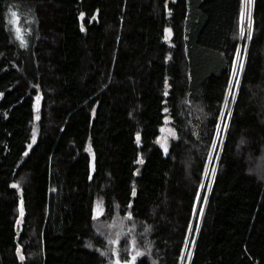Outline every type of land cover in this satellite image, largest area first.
<instances>
[{
	"label": "trees",
	"instance_id": "obj_1",
	"mask_svg": "<svg viewBox=\"0 0 264 264\" xmlns=\"http://www.w3.org/2000/svg\"><path fill=\"white\" fill-rule=\"evenodd\" d=\"M192 248L190 264H264V0H0V264Z\"/></svg>",
	"mask_w": 264,
	"mask_h": 264
},
{
	"label": "snow or ice",
	"instance_id": "obj_2",
	"mask_svg": "<svg viewBox=\"0 0 264 264\" xmlns=\"http://www.w3.org/2000/svg\"><path fill=\"white\" fill-rule=\"evenodd\" d=\"M253 3V0H244V4L245 6L247 5H250ZM16 14L13 13V16H15ZM244 20H245V12L242 11L241 12V20H240V35H241V38H247L248 40H251V31H252V26H253V20H252V17L251 15H248L247 16V28H248V33L245 37V27H244ZM13 23H17V21H13ZM17 31H19V28H17ZM246 59H247V50L245 49L244 51V55L243 57L241 56V52L239 49L236 50V53H235V61L233 63V66H232V80L229 82L228 84V87H227V95L232 97V103H235L236 102V96L238 95L239 93V90H240V77L243 75L244 73V70H245V62H246ZM228 104H229V101L228 99L226 98L225 101H224V107L225 109L228 108ZM39 111V98H37V112ZM231 117V112L228 113V118L230 119ZM37 119H39V116H37ZM225 119L224 115L222 114L221 115V121H223ZM223 131L224 132H227V125L224 126L223 128ZM139 138V137H138ZM217 138L219 139V133L217 134ZM216 149V145L214 144L213 145V150L215 151ZM165 152H167V149L165 148ZM27 153H25L26 155ZM218 159V157H217ZM138 163H143V160H139ZM209 163H211V160H209ZM206 175H208V173L206 172L205 173ZM211 175L214 177L215 176V170H213L211 172ZM14 187H18L17 185H14ZM203 187V186H201ZM210 187V185H209ZM135 194V193H133ZM196 200L197 202L199 203L200 202V197L199 195H197L196 197ZM206 200L204 201V203L206 204ZM21 216H23V201H21ZM98 215H102V213H99L98 212ZM201 217L203 215V212L201 211L200 214H199ZM129 219H131V215H129ZM192 230L189 229V232H191ZM198 232V229L196 230ZM113 243H119L118 240H115V241H112ZM135 244V242H133V245ZM138 255H143V253H139L137 252L136 255L133 256L132 258V261L129 262V261H125V264H135L136 262V258ZM21 259L23 260L24 257L21 256ZM116 264H120V261L117 260Z\"/></svg>",
	"mask_w": 264,
	"mask_h": 264
},
{
	"label": "rangeland",
	"instance_id": "obj_3",
	"mask_svg": "<svg viewBox=\"0 0 264 264\" xmlns=\"http://www.w3.org/2000/svg\"><path fill=\"white\" fill-rule=\"evenodd\" d=\"M13 13H15L16 15L15 16H13V19H12V21H11V30H12V32H13V35H14V37H15V39L17 40V42L19 43V45L24 49V50H27V49H25L26 47H28L29 46V41H30V38L32 37V35H33V32H31L32 30H30L29 29V27H27L26 26V21H27V19H23L22 21L18 18L20 15H19V13H18V11H16V10H14L13 12H12V15H13ZM11 15V16H12ZM13 21H17V23H13ZM17 28H19V31H17ZM173 136H174V133L171 131V130H168V131H165L164 133H163V135L161 136V143H162V145L165 147V148H168L169 147V145H170V143H171V141H172V138H173ZM217 167V166H216ZM216 167H215V172H216ZM206 177H207V175H206ZM212 180H213V176H212V178H211V181H210V187H211V185H212ZM211 189L209 188V191H210ZM206 204H207V202H206ZM206 204L204 205V208H203V210H202V212H203V215H202V217L200 216L199 217V222H200V224L202 223V220H203V217H204V213H205V208H206ZM195 215H196V212H195ZM193 248H192V250H191V252L189 253V258L191 259V257H192V254H193ZM188 255V254H187ZM185 255H183V261H182V263H184L185 261H184V259H185ZM189 261L190 260H186V263L185 264H189Z\"/></svg>",
	"mask_w": 264,
	"mask_h": 264
},
{
	"label": "water",
	"instance_id": "obj_4",
	"mask_svg": "<svg viewBox=\"0 0 264 264\" xmlns=\"http://www.w3.org/2000/svg\"><path fill=\"white\" fill-rule=\"evenodd\" d=\"M23 217H24V212H23L22 219H23ZM17 255H18L20 261L23 262L24 259H23V260L21 259V256H23V252L21 251V249H18V251H17Z\"/></svg>",
	"mask_w": 264,
	"mask_h": 264
},
{
	"label": "built area",
	"instance_id": "obj_5",
	"mask_svg": "<svg viewBox=\"0 0 264 264\" xmlns=\"http://www.w3.org/2000/svg\"><path fill=\"white\" fill-rule=\"evenodd\" d=\"M192 258V257H191ZM190 261H189V264H190V262H191V259H189Z\"/></svg>",
	"mask_w": 264,
	"mask_h": 264
}]
</instances>
